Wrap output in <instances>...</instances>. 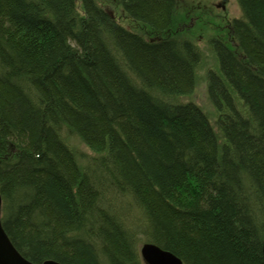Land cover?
Here are the masks:
<instances>
[{
	"label": "trees",
	"instance_id": "16d2710c",
	"mask_svg": "<svg viewBox=\"0 0 264 264\" xmlns=\"http://www.w3.org/2000/svg\"><path fill=\"white\" fill-rule=\"evenodd\" d=\"M116 1L134 29L101 0H0L5 231L37 264H147L144 242L264 264V0L212 39L214 125L176 0Z\"/></svg>",
	"mask_w": 264,
	"mask_h": 264
},
{
	"label": "rangeland",
	"instance_id": "374dc122",
	"mask_svg": "<svg viewBox=\"0 0 264 264\" xmlns=\"http://www.w3.org/2000/svg\"><path fill=\"white\" fill-rule=\"evenodd\" d=\"M101 5L111 12L117 19L127 28L134 29L131 25V18L127 14L123 5L116 0H101ZM177 10L181 21L186 20L182 24L183 29L193 30L195 35L194 42L202 51L203 64L198 70L197 78L198 83L194 88V92L184 99L192 100L197 105L207 112L210 122L214 125L216 119V111L214 104L209 98L208 89V73L209 71L216 70L217 55L213 50L212 39H230L228 29H230L231 21L234 18L242 16V10L238 0H176ZM187 18V19H186ZM200 21V22H198ZM190 36V33L188 34ZM193 41V40H192ZM77 143L81 152L87 155H93L94 151L80 139L73 138Z\"/></svg>",
	"mask_w": 264,
	"mask_h": 264
},
{
	"label": "water",
	"instance_id": "95a60500",
	"mask_svg": "<svg viewBox=\"0 0 264 264\" xmlns=\"http://www.w3.org/2000/svg\"><path fill=\"white\" fill-rule=\"evenodd\" d=\"M2 197L0 196V264H37L30 261L19 252L3 227ZM264 242V239H263ZM141 255L147 264H184L183 260L167 249H163L154 242H144L141 245ZM264 253V243H263ZM41 264H62L59 261L46 259Z\"/></svg>",
	"mask_w": 264,
	"mask_h": 264
},
{
	"label": "flooded vegetation",
	"instance_id": "af4514ba",
	"mask_svg": "<svg viewBox=\"0 0 264 264\" xmlns=\"http://www.w3.org/2000/svg\"><path fill=\"white\" fill-rule=\"evenodd\" d=\"M231 25V24H230ZM230 27V26H229Z\"/></svg>",
	"mask_w": 264,
	"mask_h": 264
}]
</instances>
